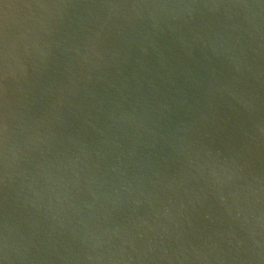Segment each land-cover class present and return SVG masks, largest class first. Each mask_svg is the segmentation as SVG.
<instances>
[{
    "label": "water",
    "instance_id": "1",
    "mask_svg": "<svg viewBox=\"0 0 264 264\" xmlns=\"http://www.w3.org/2000/svg\"><path fill=\"white\" fill-rule=\"evenodd\" d=\"M0 264H264V0H0Z\"/></svg>",
    "mask_w": 264,
    "mask_h": 264
}]
</instances>
